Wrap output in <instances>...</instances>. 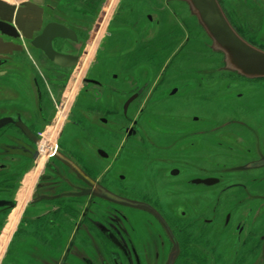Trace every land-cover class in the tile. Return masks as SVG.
I'll return each mask as SVG.
<instances>
[{
  "label": "flooded vegetation",
  "instance_id": "flooded-vegetation-1",
  "mask_svg": "<svg viewBox=\"0 0 264 264\" xmlns=\"http://www.w3.org/2000/svg\"><path fill=\"white\" fill-rule=\"evenodd\" d=\"M158 3L0 0L9 17L0 18V264H264V117L219 116L191 131L196 84L185 51L194 25L180 16L207 36L185 1ZM26 4L38 23L29 37L15 21ZM164 12L187 28L180 43L174 27L159 37ZM58 28L65 36L50 46L73 65L34 45L45 48ZM209 50L231 83L205 101L254 99L244 82L264 78L225 70L223 54ZM177 56L184 62L171 69Z\"/></svg>",
  "mask_w": 264,
  "mask_h": 264
},
{
  "label": "rangeland",
  "instance_id": "rangeland-1",
  "mask_svg": "<svg viewBox=\"0 0 264 264\" xmlns=\"http://www.w3.org/2000/svg\"><path fill=\"white\" fill-rule=\"evenodd\" d=\"M222 2L223 4H226V8L229 10L231 14L230 16L232 17L233 21H239V30H241L243 35H247L245 37L253 38L254 41H257L256 45L261 46L264 50V0H223ZM158 5L160 8L163 6L162 0H159ZM174 5L177 8H182V5L179 3H174ZM109 17L110 15L107 13L104 18V21L106 20L105 24L108 23V20L110 19ZM180 17L183 21L185 20L186 23H191V25H194V27L191 26V31H188L190 33V40H188V46L186 47L185 51V53L188 54V60L186 61V63L189 64L188 69H190L191 71L187 74V77L189 76L190 80L194 81L196 84V88L191 87V90L188 91L190 92L189 94H191L192 101H190V106L185 110L188 113V115L186 116L190 118L191 131H197L203 125H206V127H214L215 123L220 122L219 116H237V121L239 123L245 121L248 122L251 119L256 120L259 117H264V81L244 82L246 84V88L255 90V96L254 99H252L250 96L239 101L238 106L236 104L232 106L223 104V106L220 104L218 105L217 103H210L207 100L205 101V98L211 97L212 99H215V96L213 95L217 94V92L213 90L217 88L219 89V86L222 84L231 82H229L230 79L225 73L220 72V57L211 54L209 50L210 41L207 38L203 37L197 27H195L194 19L191 16L189 17L188 15H181ZM160 21L161 23L159 29V37H161L162 35L166 36V30L170 27H174L175 37H179L175 39V42L180 43L182 37H184L185 35L187 28L185 30L182 29L178 25V22H176V19L167 12H164ZM100 27L101 28L99 29V31L101 29L103 31L104 28L102 24ZM127 32L129 33V31ZM132 48L133 44L131 45L130 43H128L126 45L125 52H129ZM183 62L184 61L177 56L171 64V69H177L176 66H181ZM159 63L161 64L162 61H159ZM86 72V69L79 71L78 73H76V78L79 80L83 76L82 74H85ZM182 75V73L176 74L175 78H180L182 77ZM201 76L205 78V82L199 81V78ZM173 81L175 80L172 79L171 81H169V83ZM77 84H79V81ZM72 91L73 92L71 94H69L70 92L64 94L63 102L65 104L67 103L68 105H71L72 102H74L76 89ZM195 98H197L198 100L195 101ZM180 100H182V98H180ZM179 103L181 105L183 104V102L180 101ZM252 106L255 107L254 112L250 110ZM78 107H80V105H78ZM80 109H82V107ZM226 112L228 113L226 114ZM192 116H198L201 118V120L197 123H192ZM237 126L242 133H247L248 129L245 126ZM189 141L196 143V145L194 146L195 148H197V146L199 147V141H197V139L191 138L189 139ZM7 231L8 230L4 231V234L1 237V242L5 243L7 239H9ZM6 259L8 258H5V260ZM263 260L262 262H264Z\"/></svg>",
  "mask_w": 264,
  "mask_h": 264
},
{
  "label": "water",
  "instance_id": "water-1",
  "mask_svg": "<svg viewBox=\"0 0 264 264\" xmlns=\"http://www.w3.org/2000/svg\"><path fill=\"white\" fill-rule=\"evenodd\" d=\"M188 5L190 13L204 30L213 50L223 54L225 70L235 71L247 78H264V50L244 40L232 27L217 0H182ZM16 11L15 21L18 29L29 37L37 30L36 8L26 4ZM33 8V9H32ZM0 18H9L1 16ZM64 29L51 30L47 33L45 48L34 45L44 51L48 58L60 66H70L75 59L53 52L50 41L56 36H65ZM44 47V46H43ZM7 48L0 47L1 51Z\"/></svg>",
  "mask_w": 264,
  "mask_h": 264
},
{
  "label": "bare ground",
  "instance_id": "bare-ground-1",
  "mask_svg": "<svg viewBox=\"0 0 264 264\" xmlns=\"http://www.w3.org/2000/svg\"><path fill=\"white\" fill-rule=\"evenodd\" d=\"M69 94H70V93H69ZM69 94H68V95H69ZM0 255H1V250H0Z\"/></svg>",
  "mask_w": 264,
  "mask_h": 264
}]
</instances>
